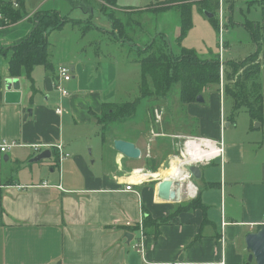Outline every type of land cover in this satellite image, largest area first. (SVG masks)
<instances>
[{
	"label": "crops",
	"instance_id": "obj_1",
	"mask_svg": "<svg viewBox=\"0 0 264 264\" xmlns=\"http://www.w3.org/2000/svg\"><path fill=\"white\" fill-rule=\"evenodd\" d=\"M155 2L115 0L114 8L102 12L96 0H35L23 20L0 26V48L29 35L38 11L58 12L75 25L87 22L98 4L109 28L106 14L145 17L155 14L148 10ZM11 6L21 8L12 1ZM194 6L209 22L214 18L205 13L215 9L204 12L197 4L191 17ZM73 10L81 18H71ZM147 21L140 18L143 26ZM263 23L262 16L249 35H263ZM173 30H155L149 41L156 33L177 37ZM113 33L112 52L65 36L55 55L48 35L49 69L36 65L29 77H9V57H0V143L15 145L0 152V264H255L247 261L245 238L264 227V111L260 121H251L245 110L234 112L222 76L206 100L202 95V102L185 106L176 97L169 105L153 101L152 111L136 120L120 119L125 131L116 135L104 107L128 103L118 97V85L136 75L131 66L138 69L139 84L140 73L128 58L134 45ZM113 55L120 67L107 57ZM59 67L71 75L63 83L67 96L55 88ZM7 79L19 82L18 103L5 102ZM223 96L230 97L228 117ZM241 111L247 116L239 119ZM115 140L133 143L140 156L120 155ZM191 152L199 155L188 157ZM165 179L173 182L172 190L180 189L177 200L159 199Z\"/></svg>",
	"mask_w": 264,
	"mask_h": 264
},
{
	"label": "trees",
	"instance_id": "obj_2",
	"mask_svg": "<svg viewBox=\"0 0 264 264\" xmlns=\"http://www.w3.org/2000/svg\"><path fill=\"white\" fill-rule=\"evenodd\" d=\"M11 1L0 0V15L6 20V23L0 20V26L17 23L26 16L23 10L25 0H14L17 6H21L20 9H14ZM96 1L99 2L102 12L115 7V0ZM259 2L264 19V0ZM195 4L208 11L210 8L219 9L217 0H156L153 7L148 9L152 12L158 9H177L179 35L168 39L164 33H156L151 41L140 45L138 53H129L128 58L131 56L132 62L139 66V96L132 102L104 107V119L109 124L124 118L136 120L140 117V111H152L153 101L156 100L169 105V100L176 97L181 106L193 103L198 96L203 95L207 87L219 86L222 76L226 80L225 93L232 96L234 112L245 110L251 121L261 120L263 97L260 94V65L256 61V55L260 52L249 55L241 62L221 61L219 57L202 59L194 50L183 47L182 40L192 27L191 9ZM115 14L113 11L112 14L106 15L112 22L113 31L122 34L124 29L120 21L116 22ZM32 21L33 29L29 35L8 48H0V57H9L7 71L11 78L29 77L36 65H44L49 69L47 37L51 32L60 30L68 20L58 12L38 11L34 13ZM210 23L217 30V21L211 19ZM249 25L253 28V24ZM175 26L177 28V25ZM245 28L247 29L246 26ZM258 28L255 25V29ZM255 29H252V32L255 33ZM251 36L254 43L264 51V36ZM2 80L0 73V87Z\"/></svg>",
	"mask_w": 264,
	"mask_h": 264
},
{
	"label": "rangeland",
	"instance_id": "obj_3",
	"mask_svg": "<svg viewBox=\"0 0 264 264\" xmlns=\"http://www.w3.org/2000/svg\"><path fill=\"white\" fill-rule=\"evenodd\" d=\"M152 2H155V0H146V4L151 5ZM61 5L66 7L65 2H61ZM67 6H69V4ZM92 7L94 15L86 17L87 22L83 21L82 23L79 22L75 25L68 23L64 25L61 30H56L49 34L51 35L49 36V52L51 55L59 53L58 46H60L65 41V36H75L77 38H81L79 41L82 44H86L87 42L94 43L96 44V47L101 51L112 52L111 48L112 45H114V42L109 35H114V28L112 27L111 22L108 28L107 19L103 14L100 13L98 4L93 5ZM218 7L219 9L215 12H210V14H214V18H211L216 19L217 21V31L215 28H213V25L209 22V20L201 14L196 6H194V9L192 11L193 26L182 40V45L184 47L193 49L202 59L219 57L221 61L233 60L241 62L249 57V55L260 52V54L256 56H258L259 58L258 63L260 65V94L263 97L264 111V51H261V48L258 44L256 46H253L254 44L252 42V38L248 33L252 30L251 25L249 24L255 25L256 23L259 24L262 21L261 5H258L253 0H223L222 2L219 1ZM229 7L230 9L232 8L231 13ZM34 9L35 0H26L24 4L25 14H30ZM203 11L209 12L205 9ZM152 13L155 14H147L145 17H141L140 15L137 16L136 14H124L117 12L114 16L116 22L120 21L124 29V32L122 34L116 33L115 35H120L121 38L127 40L130 44L132 43L133 45H137L138 47L134 48V54L140 51V45H143L149 41L151 35L155 30L161 32H169V30H173L175 25H177V36L179 35L177 9H170V11L168 12L158 9L153 11ZM69 16L73 19L81 18V14L78 12V10L71 11L69 13ZM140 18L141 23H143L145 20H148L144 24V26L140 24ZM154 22L158 24L155 25ZM242 26H246L247 29H244ZM259 26L263 27L264 24H260ZM173 32L176 33V31L174 30ZM101 35H108L107 39H102ZM170 36H172L173 38L174 35ZM90 48L95 49L94 46H90ZM123 48L126 55L128 53V48L126 46H123ZM107 57L118 64L116 61L118 60V56L113 55ZM130 69L132 71V74H134L133 71H135L136 75L128 77L125 80L123 86L121 85V82L118 85V97L120 98V100H125L128 102L134 101L139 96L138 87H135L139 84L138 69L136 66H131ZM225 81L226 80L223 77L224 86ZM215 90L216 86L207 87L203 93L204 99L206 100L209 94L213 93ZM221 107L222 112L224 114H227V117L230 116L231 102L229 96L222 97ZM141 113L142 111H140V114ZM241 115H243V117L247 116L245 112L241 111L238 114L239 119L240 117H242ZM245 122H247V120H245ZM252 126L254 129L256 127L255 123H253ZM239 127H243L241 125V120L239 123ZM110 129L114 130V133L116 135H120L125 131V125L122 121H114L112 122V124H110ZM154 135L155 134L151 132V136L156 137ZM13 147H15V145Z\"/></svg>",
	"mask_w": 264,
	"mask_h": 264
},
{
	"label": "water",
	"instance_id": "obj_4",
	"mask_svg": "<svg viewBox=\"0 0 264 264\" xmlns=\"http://www.w3.org/2000/svg\"><path fill=\"white\" fill-rule=\"evenodd\" d=\"M206 17L211 18L212 14ZM264 36V26L262 28ZM5 85V102L6 103H18L19 102V82L16 79H7L4 82ZM196 102H202L200 96L196 99ZM113 148L120 155L129 158L137 159L140 156L139 149L130 142L123 140H115L113 142ZM40 158L36 159L39 160ZM178 184V183H176ZM175 184V185H176ZM173 182L171 180H163L158 187V197L161 200H177L180 197V189L175 188L172 190ZM174 188V187H173ZM246 250L249 253L247 261L254 260L255 264H264V227L259 229L256 233H252L245 238Z\"/></svg>",
	"mask_w": 264,
	"mask_h": 264
},
{
	"label": "built area",
	"instance_id": "obj_5",
	"mask_svg": "<svg viewBox=\"0 0 264 264\" xmlns=\"http://www.w3.org/2000/svg\"><path fill=\"white\" fill-rule=\"evenodd\" d=\"M219 1L221 2L222 0H219ZM12 2H13V5L16 7L17 6L16 2L14 0H12ZM220 6H221V3H220ZM220 10H221V8H220ZM0 20H3L4 23H6V20L1 15H0ZM70 78H71V75H70V72L67 68H64V67L57 68V81L55 83V88L57 91H59L61 93L62 96L68 95V92L63 87V83L68 82L70 80ZM56 113H59V109H56ZM13 146H14V143H11L9 141H3L2 143H0V152L4 153ZM220 151H221L220 149L214 150V152L218 155H219ZM125 190L130 191L131 187L128 186L125 188Z\"/></svg>",
	"mask_w": 264,
	"mask_h": 264
},
{
	"label": "bare ground",
	"instance_id": "obj_6",
	"mask_svg": "<svg viewBox=\"0 0 264 264\" xmlns=\"http://www.w3.org/2000/svg\"><path fill=\"white\" fill-rule=\"evenodd\" d=\"M187 154H188L187 155L188 157H194V156H198L199 155V153H197V152H191V153H187ZM127 226L129 227V226H131V224L130 223H127ZM139 227H140V225H139Z\"/></svg>",
	"mask_w": 264,
	"mask_h": 264
},
{
	"label": "flooded vegetation",
	"instance_id": "obj_7",
	"mask_svg": "<svg viewBox=\"0 0 264 264\" xmlns=\"http://www.w3.org/2000/svg\"><path fill=\"white\" fill-rule=\"evenodd\" d=\"M264 24V23H263ZM263 28V27H262Z\"/></svg>",
	"mask_w": 264,
	"mask_h": 264
}]
</instances>
